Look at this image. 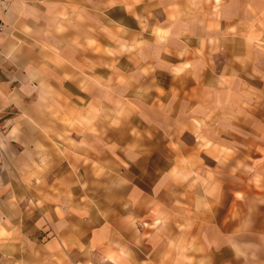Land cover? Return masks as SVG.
<instances>
[{"label": "crops", "instance_id": "obj_1", "mask_svg": "<svg viewBox=\"0 0 264 264\" xmlns=\"http://www.w3.org/2000/svg\"><path fill=\"white\" fill-rule=\"evenodd\" d=\"M0 264H264V0H0Z\"/></svg>", "mask_w": 264, "mask_h": 264}, {"label": "rangeland", "instance_id": "obj_2", "mask_svg": "<svg viewBox=\"0 0 264 264\" xmlns=\"http://www.w3.org/2000/svg\"><path fill=\"white\" fill-rule=\"evenodd\" d=\"M187 139L191 141V138L190 137H187ZM172 147H173L174 150L176 149V146H172ZM200 147H204L206 150H208L207 144H205V146H200ZM203 154L205 155V152ZM202 164H203L202 166H204V164L213 165V162L211 160H209V159H207V158L204 157V161H202ZM157 165L159 167V163H157Z\"/></svg>", "mask_w": 264, "mask_h": 264}]
</instances>
